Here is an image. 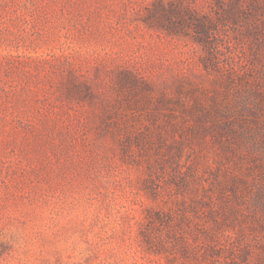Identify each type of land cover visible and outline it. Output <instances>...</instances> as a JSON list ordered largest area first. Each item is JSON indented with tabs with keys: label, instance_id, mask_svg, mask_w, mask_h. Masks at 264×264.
I'll return each mask as SVG.
<instances>
[{
	"label": "rangeland",
	"instance_id": "rangeland-1",
	"mask_svg": "<svg viewBox=\"0 0 264 264\" xmlns=\"http://www.w3.org/2000/svg\"><path fill=\"white\" fill-rule=\"evenodd\" d=\"M0 264H264V0H0Z\"/></svg>",
	"mask_w": 264,
	"mask_h": 264
}]
</instances>
